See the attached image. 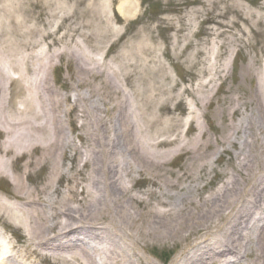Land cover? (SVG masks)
<instances>
[{
	"label": "rangeland",
	"instance_id": "374dc122",
	"mask_svg": "<svg viewBox=\"0 0 264 264\" xmlns=\"http://www.w3.org/2000/svg\"><path fill=\"white\" fill-rule=\"evenodd\" d=\"M121 4L125 9L142 5L148 12L131 26L129 20L119 16ZM124 25L127 27L123 29ZM0 52L3 58L0 72H6L3 70L5 61L12 70L8 73L13 81L6 91L9 112L13 116L14 108L23 110L25 106L21 102L30 103L34 88L37 99L40 84L45 87L44 98H48L47 87L56 100L52 107H57V114L68 113L63 118L69 137L68 156L75 153L74 148L79 150V156L88 152L89 145L102 134L103 130L98 129L96 123L99 115L104 116L111 135L120 140L119 113L114 108L118 103L127 106L125 116L133 117L136 126L147 130L150 144L165 137L170 140L175 135L189 142L198 137L202 128L216 143L227 135L230 125L247 129L252 112L246 104L248 95L256 87L255 82L264 84V0H115L114 3L100 0H63L62 3L56 0L12 3L7 0L2 3L0 0ZM15 66L18 70L14 71ZM24 75L27 84L19 82ZM108 83L119 90L117 94L106 89ZM166 91L169 97H164ZM45 106L48 112L53 110L48 101ZM75 106L77 111L73 110ZM82 114L86 127L80 130ZM191 118L195 126L185 139L188 126L190 129L187 121ZM170 119L175 123L169 124ZM87 128H92V132ZM86 141L90 142L86 144ZM236 141L239 146L244 143L242 134ZM234 153H238V149L231 148V154ZM210 156L214 171L204 173L198 188L206 180L213 181L209 189L217 185L221 180L219 172L222 175L230 158L224 155L222 161L215 163ZM177 159L172 167H167L166 176L170 177V182L182 180L179 175L184 172L185 157ZM67 160L59 165L65 174L54 187L50 181L57 171L56 164L50 163L55 166L53 175L46 168L31 166L26 169L24 162L20 164V170L14 169V172L22 173L25 186L29 187V192L22 193L21 197L16 195L20 183L14 185L11 180H0V201L4 203L0 207V225H6L2 229L6 233L11 231L18 242L8 238L13 251L10 260L63 264L54 256L69 247L63 246L55 252L56 247L52 246L58 227L40 237L30 238L34 230L30 228V217L24 215H28L25 213L32 209L29 206L38 201L34 209L51 225L58 221L62 224V219L69 223L66 218L71 207H68L69 193L88 188L79 199H83V203L90 201L89 196L93 194L89 189L90 171L85 168L78 173L70 158ZM128 160L124 157V164ZM132 165L128 172L135 178L139 173L134 172ZM127 180L129 184L130 177ZM146 186L142 181L138 184L139 189ZM172 191L165 187L158 190L151 207H156L160 199L174 195ZM29 195L31 197L26 199ZM143 224L139 221L134 230L141 236L146 235L142 232ZM127 233L130 232H123ZM0 234L5 235L3 231ZM84 239L76 238L80 244ZM156 245L159 257L143 253L148 264H169L180 252V249H171L172 254L166 258V250L170 248ZM87 247L90 248L89 243ZM161 258L169 260L165 262Z\"/></svg>",
	"mask_w": 264,
	"mask_h": 264
},
{
	"label": "bare ground",
	"instance_id": "6f19581e",
	"mask_svg": "<svg viewBox=\"0 0 264 264\" xmlns=\"http://www.w3.org/2000/svg\"><path fill=\"white\" fill-rule=\"evenodd\" d=\"M6 1L2 0V3ZM11 1L22 3V0ZM100 1L114 3L115 0ZM56 2L62 3L63 0ZM132 9H125L123 4L119 6L123 16L130 14ZM0 62L3 63L2 57ZM12 69L18 70L17 66ZM3 70L6 72H0V180H11L14 185L20 183L16 195L21 197L22 193L29 192V187L25 186L24 175L16 174L14 169L20 170L23 162L26 169L38 166L41 170L46 168L51 175L55 167L52 164H56L57 171L50 181L53 187L64 177L63 167L59 166L63 160L67 162L70 158L75 164L68 170L73 168L81 173L87 168L90 171L89 189L93 193L89 196L90 201L83 203V199H79L88 188L68 192V207H71L66 218L69 223L62 219V224L58 221L51 225L39 210L34 209L38 201L29 206L32 209L24 215L30 217V228L34 230L35 235L30 233V238L40 237L58 227L52 239L55 252L63 246L69 248H64L61 254L56 253L55 260L63 264H148L144 254L159 257L154 246L161 244L162 248H170L166 250V258L172 250L180 249L169 264H245L248 261L264 264V84L255 82L256 87L248 95L246 104L252 112L247 129L230 125L227 135L216 143L202 128L198 137L189 142L177 136L171 141L158 142L156 139L150 144L147 130L136 126L133 117L125 116L127 106L118 103L114 108L119 113L120 140L111 135L104 116L99 115L96 123L98 129L103 130L102 134L96 137L92 146L89 145L88 152L79 156V150L74 148L75 153L68 156L69 137L63 121L68 113L57 114V107H52L56 100L51 91L46 87L48 98H44L45 87L40 84L38 107L33 101H23L25 108H14L12 116L6 91L13 78L8 73L12 70L7 61ZM25 75L19 80L22 84L28 83ZM105 86L111 93L119 91L111 83ZM163 95L169 97L170 93L166 91ZM46 101L51 104V112L43 107ZM73 110L77 111V107ZM24 116H29L22 121L25 127L19 121ZM84 117V114L79 117L82 122L78 126L80 130L86 127ZM168 123L174 124L175 120L170 119ZM86 130L91 133L93 129ZM240 134L244 137L241 146L236 141ZM80 137L85 140L84 134ZM231 148L238 149V153L232 155ZM210 155L215 163L222 161L224 155H230V158L222 175L219 172L221 180L217 185L209 189L208 185L213 181L206 180L198 188L204 173L214 171ZM182 156L185 157L182 165L185 169L179 175L182 180L170 182V177L166 176L167 167H172ZM124 157L126 161L131 160L124 164ZM130 164H133L134 172L139 173L135 178L128 172ZM128 177L131 179L129 184ZM141 181L147 184L143 189L138 187ZM164 187L174 190V195H168L166 200L160 199L156 207H151L152 199ZM2 205L4 203L0 201V207ZM8 217L11 218L12 214L9 213ZM139 221L144 223L139 227L146 235L134 231ZM126 230L130 233L123 234ZM76 238L86 240H81L80 244ZM0 251L3 252V248Z\"/></svg>",
	"mask_w": 264,
	"mask_h": 264
}]
</instances>
